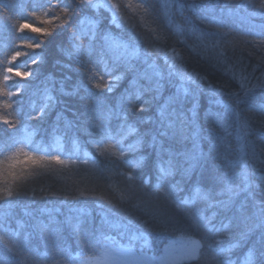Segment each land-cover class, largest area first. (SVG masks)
<instances>
[{
	"label": "trees",
	"instance_id": "obj_1",
	"mask_svg": "<svg viewBox=\"0 0 264 264\" xmlns=\"http://www.w3.org/2000/svg\"><path fill=\"white\" fill-rule=\"evenodd\" d=\"M99 2L93 0V4ZM245 2L113 0L121 16V23L113 24L111 8L97 9L82 0H0V81L6 67H20L33 73L26 80L19 78L15 84L13 89L23 88L19 96L10 100L11 97L0 95V104L5 100L14 101L12 109L0 107V116L19 120L15 127L0 120V189L11 186L16 193L11 199L12 208L7 210L8 222L4 227L18 232L10 243L23 250L22 254L14 253L0 241V264H69L66 256L86 254L108 235L131 241L156 240L158 247L168 237H199L209 243L204 250L217 254L221 264H231V259L242 261L252 248L257 253L255 263L264 264V114L259 113L264 107V89H257L249 96L241 95L243 102L239 107L250 121V131L245 136L235 116L215 103L220 97H214L207 87L211 84L225 93L239 91L237 81L222 63L220 52L238 74L243 72L256 77L264 74L262 38L243 35L247 30L264 32L260 0H247L250 5L247 11L256 12V16L241 19L240 16L246 14L229 15V10ZM141 4L149 9L148 13L137 7ZM64 9L69 10L66 23L55 19L64 16ZM33 11H37V16L31 15ZM213 15L222 20L220 26L203 22V17ZM85 18L98 21L100 34L110 32L122 43L147 49L149 58L134 59L135 72L126 71L125 64L115 58L123 49L102 51L101 41L88 35L89 26L81 24ZM25 19L51 31L43 38L42 46L34 50L26 47L27 39L40 43L41 37L28 31L20 32L19 24ZM46 20L52 23H45ZM82 27L85 35L80 33ZM253 40L255 44L251 43ZM77 44L82 46L83 54L79 58L69 56L68 52ZM14 51L26 54L9 64L7 61ZM173 56L178 57L175 63ZM34 59L37 63L32 64ZM153 63L161 74L163 92L160 95L145 92L141 100L151 101V107L143 113H132L130 119L136 121L141 133H148L149 139L155 135L158 144L152 146L146 142V163L140 169H129L96 151L93 140L98 141L100 137L91 135L96 130L88 122V90L94 98L114 105L126 90L135 91L131 87L133 77L146 71L151 73L149 65ZM81 71H86L90 77L98 74L104 82L122 73L124 79L111 92L95 89L93 85L101 81L94 79L86 81L77 95L62 94L61 84L66 91H71L79 82ZM182 76L185 79H181ZM187 77L201 80L197 82ZM148 83L140 81L145 87ZM182 84L187 94H181V102L173 105L178 116L175 127L169 129L161 124L157 109ZM4 86L8 89L7 84ZM46 89L53 90L57 103L35 119L40 116L38 109L44 102ZM223 99L228 102L229 97L225 95ZM123 106L128 107L126 102ZM57 113H63L73 122V127L66 129L63 121L57 124ZM119 123L113 119L111 127L118 131ZM26 127L36 134L24 152L20 151V143ZM197 129L199 136L194 135ZM57 137L65 158L73 156V140L78 139L82 150L88 152L99 167H94L91 161L67 165L52 162L45 166L25 159L24 153L28 152L53 155ZM138 154L131 153L129 158L134 159ZM159 166H168L174 171L164 186L169 196L156 193L152 187L158 179ZM126 172L136 177L131 199L121 198L122 193L127 192L126 177L121 175ZM229 183L233 193L238 192V195L227 191ZM171 185L178 191L172 193ZM196 187L209 196V200L200 204L204 215L216 214L211 231L189 219L194 211L192 206L174 202L191 197ZM228 200L231 203L225 207L222 202ZM6 208L0 201V212ZM76 209H86V212L81 215ZM105 217L120 226L113 227ZM226 223L232 226L231 236H222L216 231ZM0 236L9 240L10 233L0 232ZM221 238L225 239L219 240ZM80 246L87 250L77 251ZM223 249H230L225 257L220 254ZM183 264L200 263L194 260Z\"/></svg>",
	"mask_w": 264,
	"mask_h": 264
},
{
	"label": "snow or ice",
	"instance_id": "obj_2",
	"mask_svg": "<svg viewBox=\"0 0 264 264\" xmlns=\"http://www.w3.org/2000/svg\"><path fill=\"white\" fill-rule=\"evenodd\" d=\"M82 2H87L90 4H93V0H82ZM94 7L97 9L101 7L111 8V21L113 24H119L121 23V16H120V10L119 6L113 3V0H100L99 3H94ZM249 3L246 2L242 3L239 8L237 9H231L229 10V15H236L240 16L241 13H244L246 15L240 16L241 19H248L253 16H256V12H248L247 9L249 8ZM129 7H132V5H129ZM138 8H141L145 13L149 12V9L145 7L143 4L138 5ZM165 7H168V4H165ZM260 8V14L264 15V0H260L259 4ZM44 12V11H39ZM69 10L64 9V16L61 17H55L56 20L63 19L64 23L67 22L68 19ZM32 16H37V11H33L31 13ZM204 23H207L209 25L214 26H220L222 24V20L219 17L216 16H205L202 18ZM45 23H52L51 20H46ZM63 23V24H64ZM169 23H172V20H169ZM61 24V25H63ZM81 24L88 25V35L94 36L95 40L101 41V48L102 51H110L113 49H123V51L116 56L115 58L122 61L126 66V71H133L135 72V67L133 64V60L143 57L145 60H147L150 56L147 49H141L137 47L134 44L129 43H122L117 37L113 36L110 32H104L102 34L99 33L97 25L98 21L96 19L92 18H85L81 21ZM95 29V31H93ZM19 30L20 32L28 31L30 33H35L39 37H41V42L36 43L33 40L27 39L26 47L28 49H36L42 46L43 38H46L48 35L51 34V31L49 28L40 27L37 26L31 22H29L27 19H25L22 23L19 24ZM177 31H180L179 26L177 25ZM81 35H85L84 28L80 30ZM244 36H253V37H261L262 42H264V32H252V31H245L243 32ZM74 39H76V36L74 35ZM251 43L255 44L256 41L253 40ZM92 50V44L89 45L88 52L91 53ZM83 48L80 44H77L75 48L68 52L69 56H76L79 58L83 54ZM25 52L22 51H14L10 59L7 61L9 64H12L15 62L19 57L25 55ZM220 57L222 59V63L225 67V69L231 74V77L234 81H237V87L239 91H231L228 93H225L220 88H216L213 85L209 84L208 90L212 93L214 97H220V99L215 100V103L223 105L225 109H227L229 112H231L239 125V127L242 129V132L246 136L247 133L250 131V121L242 115L240 104L243 102L241 99V95L243 96H249L252 93H254L257 89H264V74H262L260 77H256L252 74H244L243 72L237 73L233 70L232 67H230L227 63L226 58H224V53H219ZM173 62L178 59V57L173 56L172 57ZM32 64L37 63V60H32ZM149 67L152 69V72H144V73H138L136 74L132 81H131V87L135 89L134 92L125 91L124 94H122L116 101L114 105L108 104L104 99H97L91 96V90L89 91V97H88V103H87V116H88V122L92 125V127L96 130V132H93L91 135L95 137L97 134L99 135L100 139L93 140V143L95 145L96 151L104 158L106 159H113L114 162H119L123 166H126L129 169H140L147 161V157L144 154V146L145 143L148 142L152 146H156L158 144L157 137L155 135L151 136L150 139L148 138V133H141L138 128L136 121L131 120L130 116L134 112H140L143 113L147 111L151 107V101L149 100H141V97L145 94V92L148 91H154L158 95L162 94L163 92V84L161 83V74L157 69V66L155 63L149 65ZM5 74L2 76V81H0V95H3L4 97H14L19 96L20 93L23 91L22 87H16L15 91L9 92L8 89L4 86L7 82H10L12 77L20 78L21 80H26L27 78L31 77L33 75L31 70H25L24 68L20 67H6L4 69ZM110 75V74H109ZM94 79H99L101 82L96 83L93 85L95 89L111 92L115 88V84L122 79H124V74L115 76L114 80H111L109 82H104V78L100 77L98 74L93 76H88L86 71L80 72V80L79 82L73 87L71 91H66L63 87V84H61L60 92L64 95H77L80 93L81 87L85 86L86 81H92ZM181 79H185V77H181ZM186 79L191 80L195 79L197 82L201 80L200 77H187ZM141 80H147L148 86L145 87L140 84ZM253 80H255V83H253ZM53 90L46 89L45 90V96H44V102L39 107L38 111L40 112L39 117H35V119H39L41 116L45 114L47 110H50L55 107L57 103V97L52 94ZM181 94L186 95L187 89L183 87V84L179 89H177V92L173 95H170L164 99V102L158 107V118L162 125H166L167 128L171 129L175 127L176 124V118L178 116L177 110L173 109V105L179 104L180 96ZM227 95L229 97L228 102H225L223 97ZM135 101V102H134ZM127 103L128 107L125 108L123 105ZM14 104L13 102H8L5 100L3 104H0V107H6L8 109H12ZM259 113L264 114V107L259 109ZM182 118L183 114H179ZM113 119H116L120 121L118 125V131L113 129L111 127V121ZM151 118H149L150 120ZM0 120H2L5 124L11 125L15 127L17 123H19V120L17 118L12 119L8 116H0ZM61 121L64 122L66 129H71L73 127V122L66 119L63 113H57L56 115V123L59 124ZM25 141L31 142L32 137L36 134L34 130H30L29 128H25ZM166 134V133H165ZM195 136H199V129L194 133ZM59 137H57V145L56 147L59 148ZM110 141H115V143H110ZM131 141V142H129ZM73 145L77 153L82 154L86 159L84 161L85 164H87L89 161L92 162V165L94 167H99L97 165V162L95 159H93L92 156L89 155L88 152L83 151L78 139L73 140ZM162 146V145H161ZM198 147V145H197ZM22 151V150H21ZM131 153H139L136 155V158L130 159L129 154ZM25 159L34 165H49L52 162H55L60 165H67L73 163L72 160H64L61 158L60 155H39L36 153L28 152L24 153ZM101 171H107L110 172L111 169H100ZM13 177V180H15V173L11 174ZM121 175L126 177L127 182V192L122 193L121 198L122 199H131L133 197L134 189H135V180L136 177L131 172L121 173ZM174 175V171L171 167H161L159 169V176L154 185H152L154 191L156 193H163L165 196H169L170 193L164 191V186L168 184L170 178ZM148 182L151 183V179L147 178ZM171 191L172 193H175L178 191L175 187V185H171ZM227 191L232 195H238L239 193H233V186L231 183L227 186ZM15 190L9 186L7 188L0 189V201H2L6 206V210L3 212H0V232H4L5 235H8L10 233L9 240H4L2 236H0V241H3L9 249L14 253H23V250L15 243H10V240H14V238L18 235V232L15 230H12L10 228H5L4 225H7L8 222V209L12 208L11 199L15 195ZM209 200V196L206 192L202 191L199 187L194 188L193 194L191 197H185L182 200L176 199L174 202L178 204H182L184 206H192L194 211L189 214V219L191 221L199 222L203 225V227L206 230H213L211 226V222L215 217V213H213L211 216H205L202 207H200V204L202 201ZM225 207H227L231 200L222 202ZM211 206V205H210ZM78 213L81 215L85 214L86 209H76ZM106 222L112 223L111 221H107V217H105ZM113 227H118L120 225L112 223ZM20 227H23V225H20ZM46 227V226H45ZM218 232H223L227 236H231L232 233V226L230 223L223 224L220 228L216 229ZM193 243L196 244L197 247L200 246V241L196 240ZM230 251V249H225V254ZM253 259V255L251 252L248 253L247 261L245 264H249V262Z\"/></svg>",
	"mask_w": 264,
	"mask_h": 264
},
{
	"label": "rangeland",
	"instance_id": "obj_3",
	"mask_svg": "<svg viewBox=\"0 0 264 264\" xmlns=\"http://www.w3.org/2000/svg\"><path fill=\"white\" fill-rule=\"evenodd\" d=\"M118 76V75H117ZM114 80V78L112 79ZM20 79L12 77L10 82H7L8 89L12 92L17 82ZM118 83V82H117ZM115 84V86L117 85ZM13 97L10 98V100ZM23 136L22 142L20 143V151H27L29 142H26ZM57 145V142H55ZM59 148L54 146L53 155H60L64 160H72L73 162L85 161V157L82 154L76 152L70 158H65L62 150V143L58 141ZM165 166H159V169ZM168 167V166H167ZM165 167V168H167ZM222 236H227L223 232H219ZM221 238L219 240H224ZM200 241V246L197 247L194 241ZM156 240H148L141 242V240L131 241L130 239H125L118 237H113L111 235L106 236L104 239H100L93 248L89 250L86 254H81L78 257L66 256L68 258L69 264H183L190 261H198L200 264H221L219 256L212 253L211 251L204 250L209 246V243L203 242V239L199 237L190 236H177L168 237L163 245L158 247ZM84 247L80 246L77 251ZM154 249V251H152ZM87 250V249H83ZM225 249L220 251L221 255L225 257ZM84 253V251H82ZM253 255V259L249 264H256L257 253L255 249H250ZM248 252V253H249ZM246 253V252H245ZM248 253L244 256L242 261L238 258L237 260L231 259V264H245L247 261Z\"/></svg>",
	"mask_w": 264,
	"mask_h": 264
}]
</instances>
